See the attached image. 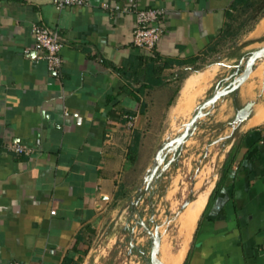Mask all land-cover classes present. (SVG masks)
I'll use <instances>...</instances> for the list:
<instances>
[{"label": "crops", "instance_id": "obj_1", "mask_svg": "<svg viewBox=\"0 0 264 264\" xmlns=\"http://www.w3.org/2000/svg\"><path fill=\"white\" fill-rule=\"evenodd\" d=\"M132 6L165 11L155 49L133 45ZM262 19L264 0H0V264H87L179 127L172 110L197 89L187 82L215 65L199 67L209 48L226 28L239 35L222 50L259 42ZM35 24L60 36L58 72L39 59ZM234 112L181 264H264V122L244 129L252 112L233 125Z\"/></svg>", "mask_w": 264, "mask_h": 264}, {"label": "rangeland", "instance_id": "obj_2", "mask_svg": "<svg viewBox=\"0 0 264 264\" xmlns=\"http://www.w3.org/2000/svg\"><path fill=\"white\" fill-rule=\"evenodd\" d=\"M263 28L264 20L262 19L253 32V36L263 35ZM242 40L238 42L237 47L221 50L205 65H199L201 69H204L205 66L215 64L206 69L219 67V72L199 82L196 90L181 94L172 110L171 121L174 122L178 117L183 116L179 121V127L174 130L173 127L176 126H173L169 130L166 141L183 131L184 125L190 121L197 108L209 99L216 89H222L229 83L222 80L234 72L241 58L264 46V38L253 45L250 44L252 43L250 40L246 42ZM261 67H264V59L256 63V72L252 73L246 81L241 97L238 96L239 93L227 96L216 103L211 113H209L210 107L206 109V115L199 121L198 130L184 144L177 162L164 171L152 189L140 201L138 210L142 221L150 227L152 232L155 231L156 226L159 227L160 235L164 232V235L160 236L159 261L161 264H170L181 251L187 249L188 244L190 246V236L209 194L205 188L214 184L224 151L223 144L232 139L226 136L233 132L230 122L233 120L234 111L237 112L244 105L253 104L249 109L252 116L245 123L244 129L253 128V125L257 127L255 125L264 122V68L260 69ZM195 98L197 100L194 105L189 107ZM255 109L259 110L257 120L253 118ZM190 113L192 115L188 117ZM251 125L252 127H249ZM237 134L238 130L235 132V135ZM170 158L172 155L167 160ZM189 202L190 204L181 212L182 206ZM131 232L134 233L133 242L130 238ZM178 236L182 237L183 248L175 254L174 249L171 248V242L177 248ZM131 243L137 248L131 247ZM143 253L146 254V258L143 257ZM149 258L150 240L143 228L136 226L131 218L130 201L121 209L119 216L98 235L91 248L87 264H147Z\"/></svg>", "mask_w": 264, "mask_h": 264}, {"label": "water", "instance_id": "obj_3", "mask_svg": "<svg viewBox=\"0 0 264 264\" xmlns=\"http://www.w3.org/2000/svg\"><path fill=\"white\" fill-rule=\"evenodd\" d=\"M262 59H264V46L252 51L246 55V57L241 58L239 64L235 66L234 72L229 77H226L222 80L225 83H229L222 89H216L211 97L197 108L190 121L184 125L183 131L178 136L163 142L159 147L152 161L150 170L142 181L133 201L131 202V218L135 221L136 226H141L143 228L150 240V258L147 264H160L157 261V255L160 246L159 227L156 226L155 231L152 232L150 227L142 221L140 212L138 210L140 201L144 198L147 192L152 189L164 171L170 167L171 164H175L177 162L179 155L182 153L184 144L195 133L196 129L198 128L199 121L204 117V115H206V109L210 107L209 113H211L219 100L238 93L240 87L248 80L250 75L255 70L256 63ZM250 107L251 105H248L236 112L233 125L239 124L249 117ZM171 155L172 158L167 160ZM187 205L188 203L182 206L181 212L186 208ZM130 238L133 242V232H131ZM131 247L137 248L133 243H131ZM142 255L144 258H146V254L143 253Z\"/></svg>", "mask_w": 264, "mask_h": 264}, {"label": "built area", "instance_id": "obj_4", "mask_svg": "<svg viewBox=\"0 0 264 264\" xmlns=\"http://www.w3.org/2000/svg\"><path fill=\"white\" fill-rule=\"evenodd\" d=\"M57 10L66 7H82L89 3V0H52ZM104 7H106L104 5ZM134 16V30L132 42L136 48L153 50L162 39L165 28L162 19L165 15L163 9H145L132 6L124 10ZM32 35L35 40V50L40 53L39 59L46 62L50 72H58L62 67L61 50L63 43L57 31L40 24L32 26ZM129 125H132V118L128 117ZM16 154H28L25 146L14 145L11 147ZM9 264H20L12 262Z\"/></svg>", "mask_w": 264, "mask_h": 264}, {"label": "bare ground", "instance_id": "obj_5", "mask_svg": "<svg viewBox=\"0 0 264 264\" xmlns=\"http://www.w3.org/2000/svg\"><path fill=\"white\" fill-rule=\"evenodd\" d=\"M262 31H263V35H264V28L262 29ZM264 68V67H263ZM262 67L260 68V69H263ZM259 69V68H258ZM260 71V70H259ZM218 72H219V67H217V68H215V69H208L206 72H203V73H200L199 75H198V77L196 78H191L188 82H187V84H186V92L187 91H189L190 90V88H192L194 85H197L198 86V84H199V82H202V81H205V80H207L208 78H210V77H213L214 75H217L218 74ZM254 72H256V70H254L253 71V73ZM224 102V101H223ZM218 104H220V103H218ZM218 108H219V106H218ZM256 110V113H255V115L253 116V118L254 119H258V116H259V110L258 109H255ZM193 113V112H192ZM190 115H192L191 113L188 115V117L190 116ZM187 117V118H188ZM191 117V116H190ZM182 132V131H181ZM231 132V131H230ZM180 134V133H179ZM178 134V135H179ZM177 135V136H178ZM235 136H237V135H235ZM176 137V136H175ZM174 137V138H175ZM171 139H173V138H171ZM228 145V144H227ZM221 150V149H220ZM222 156V155H221ZM190 204V202L188 203V205ZM187 205V206H188ZM186 206V207H187ZM164 235V232L160 235L159 234V237L161 236H163ZM160 237V238H161ZM160 244H161V240H160ZM159 249H160V246H159ZM184 254H185V250H183V251H181L172 261H171V263L170 264H181V262H182V260H183V257H184ZM157 261L160 263V261H159V251H158V255H157ZM161 264V263H160Z\"/></svg>", "mask_w": 264, "mask_h": 264}, {"label": "trees", "instance_id": "obj_6", "mask_svg": "<svg viewBox=\"0 0 264 264\" xmlns=\"http://www.w3.org/2000/svg\"><path fill=\"white\" fill-rule=\"evenodd\" d=\"M238 35V33H232L226 28L224 32L219 35L214 45L209 48L208 52L217 53L221 51V46H224L229 40L233 41Z\"/></svg>", "mask_w": 264, "mask_h": 264}]
</instances>
